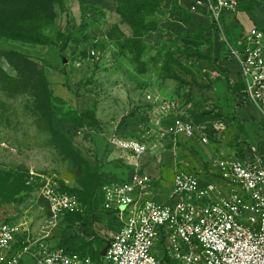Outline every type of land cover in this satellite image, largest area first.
Here are the masks:
<instances>
[{"label":"rangeland","instance_id":"obj_1","mask_svg":"<svg viewBox=\"0 0 264 264\" xmlns=\"http://www.w3.org/2000/svg\"><path fill=\"white\" fill-rule=\"evenodd\" d=\"M54 1L46 10L40 0H0L4 23L33 29L45 42L0 38V224L21 227L20 243L44 240L100 259L114 226L101 210L96 166L111 170L105 161L125 155L110 148L112 135L144 138L146 167L160 173L167 194L172 165L192 172L216 157L264 151V123L242 93L229 91L226 102L217 97L216 84L229 82L233 62L225 46L215 51L222 32L198 11L200 1L188 8L177 1L167 12L164 0H152L138 18L140 0ZM255 6L264 11V0ZM243 31H228L230 43ZM164 99L195 125L224 119L227 129L207 146L164 135L170 119L162 114ZM245 105L240 117L249 123L238 114ZM18 178L21 189L12 195ZM47 182L76 196L80 211L55 219L42 198Z\"/></svg>","mask_w":264,"mask_h":264},{"label":"built area","instance_id":"obj_2","mask_svg":"<svg viewBox=\"0 0 264 264\" xmlns=\"http://www.w3.org/2000/svg\"><path fill=\"white\" fill-rule=\"evenodd\" d=\"M205 6L221 30L223 14L236 12L239 1L206 0ZM227 45L244 80L243 98L264 123V29L252 27L238 47ZM160 105L163 115L173 117L164 135L207 146L227 129L225 120L194 125L178 115L174 101ZM108 142L125 155L108 158L105 164L114 168L102 176L101 210L114 226L106 255L97 261L44 240L20 243L21 227L3 222L0 264H24L26 257L32 264H264V152L216 157L205 170L178 169L161 200L163 179L146 167L150 148L144 138L114 134ZM42 198L55 219L80 211L77 197L51 182L42 188Z\"/></svg>","mask_w":264,"mask_h":264},{"label":"crops","instance_id":"obj_3","mask_svg":"<svg viewBox=\"0 0 264 264\" xmlns=\"http://www.w3.org/2000/svg\"><path fill=\"white\" fill-rule=\"evenodd\" d=\"M177 1L180 4L184 5L186 8H188L189 6H192L194 0H164V5H163L164 10L167 12H170L172 10L173 6L175 5V3H177ZM195 1H200V3H201V4H198V6H197L198 11H200L202 13L204 12V14L212 22L214 27H216L219 31L222 32V34H221L222 40L221 41H223V43L217 42L216 47H215L216 52L217 51L219 52L223 46H225V48L227 49L228 48L227 43L230 46L238 47L243 33L252 27L264 29V28H261L264 26V11H263V9H260L257 6H255L257 0H238L239 1V7H238V10L236 12H234V13L225 12L223 14L222 29L221 30L214 24L210 13L205 6L206 0H195ZM257 14H259V18L254 17ZM257 19H260L259 23L257 22ZM225 26L228 27V31H230V32H232L233 29L236 28V26H240L241 28L244 29V31L241 33V35H239L238 41L234 42L235 44H232L233 42L230 43L228 36H227L228 31H225L226 29L224 30ZM227 54H228L230 61L233 62V66L231 67V73L229 75L230 80H229V82L221 81V82L216 84L215 90H216L217 97L221 100V102H226L228 100L229 96H231V95H229V91H231V92L233 91L235 94L242 93V97L241 96L240 97L242 98V102L246 103L244 98H243V91H244L245 84H244V80H243V77H242L241 72H240V67H239L238 63L235 62L231 58L229 53H227ZM235 65L239 69V71H238L239 77L238 78L234 75V73H235L234 66ZM240 97H239V101H240ZM244 107H246V105L238 107L239 117H240V110H242ZM240 119H241V117H240ZM172 120H173V117H170V119L168 121V125L172 122ZM241 121L242 122L246 121L247 123H249L252 120L241 119ZM260 151L264 152L262 149ZM247 155H249V154H247ZM178 169L179 168L176 165L171 166V171H173L174 174ZM158 174L160 175V173H156L157 177H158ZM162 188H163L162 189L163 194L160 196V199L164 200V199H166L167 194L164 192L165 188L163 187V185H162Z\"/></svg>","mask_w":264,"mask_h":264},{"label":"trees","instance_id":"obj_4","mask_svg":"<svg viewBox=\"0 0 264 264\" xmlns=\"http://www.w3.org/2000/svg\"><path fill=\"white\" fill-rule=\"evenodd\" d=\"M40 1L42 2V5L40 6L41 7L40 9H46V10L50 9L51 5L55 2L54 0H40ZM86 1L87 2L91 1L92 2V1H95V0H86ZM140 1L142 2L141 3L142 9H140V11L136 10L137 18H138L140 13H143V12L145 13L147 7L152 3V0H140ZM124 2L126 4H129L131 2V0H124ZM2 13L3 12L0 11V38H4V39H8V40H15V41H23V42H26V43H33V44H45V42H43L44 37H43V35L41 36L39 34V32H37V31H35L33 29L25 28V27L16 28V27H13L12 25H8V24L4 23L3 21H4V19L7 18V14H5V13L2 14ZM133 26H134L133 28H135L134 29L135 37L136 36L138 37V35H136V34H139V30L137 29V25L134 24ZM8 55L17 56V57H20V58L23 57V55H21L20 53H17V52H10ZM47 89H48V87H47ZM222 120H224V119H222ZM196 126H198V125H196ZM238 155L240 157H243L244 152H239ZM107 166H109V165H107ZM101 167H102V165L96 166V169L98 171L99 188L102 190V187H103V184L105 183V180L102 177L103 176V171L101 170ZM111 170H113V168H111ZM107 171H110V170H107ZM16 183H17L16 184L17 189H19V190L13 191L12 195L17 194L20 191L21 185H22V180L18 178ZM101 204H102V199H101ZM69 215H72V214H66L65 217L69 216ZM76 252H78V251H76ZM93 259L97 260V261H100L101 257H100V259H95V258H93Z\"/></svg>","mask_w":264,"mask_h":264},{"label":"water","instance_id":"obj_5","mask_svg":"<svg viewBox=\"0 0 264 264\" xmlns=\"http://www.w3.org/2000/svg\"><path fill=\"white\" fill-rule=\"evenodd\" d=\"M124 122H125V119H123L122 123H124ZM108 248H109V243H108L107 247L105 248V250L103 251V253L101 254V257H104L106 255Z\"/></svg>","mask_w":264,"mask_h":264}]
</instances>
